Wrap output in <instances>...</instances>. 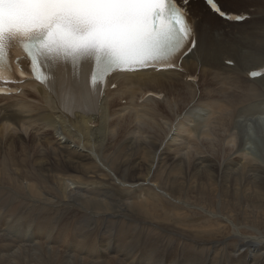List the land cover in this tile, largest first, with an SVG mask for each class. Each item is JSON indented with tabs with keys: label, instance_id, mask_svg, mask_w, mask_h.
Masks as SVG:
<instances>
[{
	"label": "bare ground",
	"instance_id": "obj_1",
	"mask_svg": "<svg viewBox=\"0 0 264 264\" xmlns=\"http://www.w3.org/2000/svg\"><path fill=\"white\" fill-rule=\"evenodd\" d=\"M178 2L189 10L197 38L195 49L183 58L180 69L114 74L101 99L89 85L90 60L79 67L71 62L59 63L51 89L27 80L19 87L20 92L0 94V104H7L0 106V173L5 171L0 179L4 192L0 190V234L16 232L8 243L0 239V264H92L101 256H108L109 264H264L263 229L258 227L255 230L259 233L247 234L237 216L232 219L226 212L195 205L188 202L191 197L185 201L180 191L191 187L201 195L202 179H211L225 194L242 193L264 201V164L249 167L243 152L236 149L247 155L245 142L264 139L260 129L253 131L256 127L241 128L239 120L243 118L238 116L245 118V114L237 111L240 105L245 109L249 98L264 103V74L255 79L249 76L251 71L264 69V0H218L229 14L226 20L202 0ZM29 83L38 89L29 90ZM22 103L45 108L48 113L44 119L27 124L19 114L20 108L9 105ZM252 118L256 120L249 119L250 126L254 121L264 123V115ZM4 119L7 121L2 125ZM8 120L9 125L16 123L25 131L10 133L4 139ZM129 123L131 128L127 127ZM57 126L69 127L81 137L59 136L54 140V152L35 153L37 145L32 138L53 135L46 134L50 130L58 133ZM82 129L92 132L91 138L87 139L88 133ZM48 148L51 151L52 147ZM10 163L13 167L7 170ZM26 164L42 171L39 185L37 180L21 181L23 168L18 166ZM62 170L65 174L59 195L83 198L92 187V195L97 194L99 201L83 200V209L110 213L107 216L119 213L115 215L117 223L106 222L110 230L117 228L116 242L108 239L106 244L96 246L91 231L84 230L83 218L80 223L70 222L67 217L31 212L34 199L54 201L53 180ZM99 173L111 178L98 180ZM80 176L89 181H82ZM153 199L162 203L170 199L175 205L163 206L158 214L156 205L151 210L146 205ZM110 200L120 202L125 211L109 204ZM182 209H195L198 216H183ZM258 212L257 217L261 216ZM121 214L170 229L169 236L164 240L158 231L142 230L141 224L132 229ZM93 222L89 220V224ZM226 231L239 242H211ZM189 241L191 244H187Z\"/></svg>",
	"mask_w": 264,
	"mask_h": 264
},
{
	"label": "snow or ice",
	"instance_id": "obj_2",
	"mask_svg": "<svg viewBox=\"0 0 264 264\" xmlns=\"http://www.w3.org/2000/svg\"><path fill=\"white\" fill-rule=\"evenodd\" d=\"M14 43L15 57L26 56L42 82L49 80L46 62L94 58L93 86L113 69L174 68L196 44L190 15L174 0H0V78L11 68Z\"/></svg>",
	"mask_w": 264,
	"mask_h": 264
},
{
	"label": "rangeland",
	"instance_id": "obj_3",
	"mask_svg": "<svg viewBox=\"0 0 264 264\" xmlns=\"http://www.w3.org/2000/svg\"><path fill=\"white\" fill-rule=\"evenodd\" d=\"M27 88L29 90H32V89L37 90L38 89L37 86H34V85L30 84V83L27 84ZM250 103H254V104L253 105H250ZM2 105H7V104L1 103L0 106H2ZM9 105L11 107L20 108L19 114L23 117V119L25 120V122L27 124L32 123V122L37 121V120L44 119L45 116L48 113L47 112V109H45V108H37L36 105H33V104H25V103H22V104H9ZM242 106L243 105H240L239 108H238V110H237L238 112H240L242 114H245V118L243 116H238V118L239 117L243 118L242 120H239L240 121L241 128L245 129V128H249L250 127L249 129H252V128L256 127L255 129H253V131H255L256 129L257 130L260 129L262 131L263 135H264V126H263L264 123H262L261 121H259V122L258 121H254V125L253 126H250L249 125L250 124L249 123L250 122L249 119L256 120L255 118H252L253 116L258 115L259 116V119H260V115H264V103H258L254 99L249 98L248 100L245 101V109ZM1 113L4 114L5 111L3 110V111H1ZM38 113H40V114L37 115ZM0 118H1V116H0ZM1 121H2V125H3L4 123H6L7 119L1 120ZM10 122H11V120H8V122L6 124L8 126V131L6 132L7 135H6V133L3 135V138L4 139H6L7 136L10 133L11 134H18V133H23L25 131L24 130L25 129L24 126H18L13 121L12 122L14 123V125H9ZM131 124L132 123L127 124V127L128 128H131ZM260 126H261V128H260ZM241 128H240V130H243ZM57 129H58V133L55 132V131H53V130H50V131L46 132V134L53 133V135H47L44 138H42V137H39V138L38 137H33L32 138L33 139V142H36V145H37V147L35 148V153L37 151H43L46 154L51 153V152H54L55 151V149H54V143H55L54 140L57 137H59V136H62V137L67 138V139H68V136H71V135H74L76 137H81V135L79 133L71 130L69 127L57 126ZM82 130L87 131L86 129H82ZM98 130H99V128L98 129H95V131H98ZM87 133H88L87 139L91 138V135H92L91 133L92 132H88L87 131ZM27 137L28 138H31L28 135H27ZM115 138H118V135L117 134H116ZM263 138H264V136H263ZM50 146L52 147L51 151L48 150V149H50V148H48ZM236 149L238 151H240V152H243V154L245 155V157L247 159V162H248V166L249 167H252V165L255 166V165H258V164H262V165L264 164V139L259 140V141H256V142H252V143H246L245 142V150L247 151V155H246V152L242 151L240 148L236 147ZM130 151H132V150H130ZM22 153H23V151H22ZM224 154L225 153H223L222 155H224ZM225 156H226V154H225ZM253 159H255L256 161L253 162ZM11 167H13V164L12 163H10L8 165L7 170L11 169ZM18 168H23V170L20 173L21 174L20 175L21 176V178H20L21 181L26 182L27 180H37L36 182L39 185L40 178H42V175H43V173H42V171L40 169H34L31 164H26V165H23L22 167L21 166H18ZM4 172L5 171L2 170V172L0 173V179L2 178V175H3ZM64 174H65V171L64 170L58 172L57 177L53 180V185L52 186L55 187V192H56V196H55L54 201L53 202H48L44 197L43 198H40L41 200L34 199V201L31 203V212L36 213V214L41 213V212L50 213L54 218H65V217H67V220H69L70 222L74 221V222H79L80 223V220L79 219L80 218H83L84 219V230L85 231H88V230L91 231V237L93 238L94 244L96 246H99V245L102 246L103 244H106L107 241H108V239H111L112 243H114V241L116 242L117 240H115V239L117 238V228H112L110 230L109 228L106 227V222L108 220H110V221H114V222L117 223L118 222V219L116 218V216H118L117 214H119V213H116L115 214L116 216L115 215L107 216L110 213H107V214H104V213H96V212L92 211V209H90V210L89 209L88 210L87 209H83L84 208L83 200H86V199H87V201L90 200L89 203L90 202H95V201L98 202L99 201L98 200L99 198H98V195L97 194H96V197H95V195H92V194H95V190L92 187H91V189L87 190L88 192L86 191L87 192V193H85L86 196L85 197L83 196V198L81 196H76L75 198H67V199H65L64 196L59 195L58 192L61 191V189L63 187V185L61 184V182H62L61 177ZM100 174L101 173L98 174V177H96V179H98V180L102 179V180H105L106 181V180H108V177H110L109 175H103L102 174L103 176H101ZM73 175H75V174H73ZM104 176H105V178H103ZM82 177L83 176H80V178L82 179V181H84L85 178L84 177L82 178ZM77 179L79 180V177H77ZM205 180L206 179H202L200 191H202L203 193H201V195L198 194V192H197V190L195 188L193 190V188H191V187H186V189L183 188V189L180 190V191H182L181 199H183L185 201H188L190 199V197H191V199L188 202H191V203H193L195 205L204 206V207H206L208 209L220 210L221 213H223V214H225V212H226L227 213L226 215L228 217H231L232 219L236 218V216H237V219L240 222V227H242V226H243L242 228H245L246 227V231H248L247 234H252L253 232H254L253 234L259 233V231L256 232V230H255V228H258V227H259V229H261V230L263 229L262 231H264V221H263L264 220V204H263L264 201L263 200L262 201L261 200H258L259 198H257V196H256V198L255 197L250 198L249 196L244 197L242 195V193L241 194L240 193L235 194V195H233L234 197L233 196H230L229 193H226L225 194V192L223 190L220 191L219 190V186L216 185L215 183H213V181L211 179H207L209 182L207 180L206 181ZM85 181L88 182L89 180L85 179ZM185 182L186 181H184V183ZM209 183H210V185H209ZM205 184H207V185H205ZM95 185H96L97 188L99 187L98 184H95ZM168 187L170 188V185ZM202 187H204V188H202ZM43 190H47V189L43 187ZM174 190H179V189H174ZM1 192H3V191L1 190ZM221 192H222V194H221ZM207 194H210V195H207ZM194 195H195V198H194ZM198 195H199V197H198ZM1 196L3 198L5 197L4 195H1ZM228 197H229V199H228ZM209 198H210V200H209ZM232 198L236 199L237 202L234 199L232 200ZM237 198L238 199L240 198L241 200L240 199L238 200ZM94 199H96V200H94ZM105 199H109V198L106 197ZM202 199L204 200V202H203ZM198 200H200V201H198ZM213 200H215V201H213ZM41 201H43L45 203L46 207H45L44 203H42ZM111 201L112 200L109 201V204L111 203V205H116L117 206V209L122 210L123 212L125 211L124 207H120L121 206L120 202L117 204L116 202H111ZM200 202H201V204H200ZM218 202H219V204H218ZM246 202H248V203H246ZM250 202H252V203H250ZM182 203H185V202H182ZM261 203H262V206H261ZM148 204H149L148 209H150V210H151V206L153 204L156 205V208L158 209V212H157L158 214H160V213L163 212V208L165 206L175 205L174 204V201H171L170 199H166V201L163 202V203L160 200H158V199H155V200L153 199L150 202L147 201V204L146 205H148ZM185 204H188V203H185ZM185 204H183V205H185ZM193 204L190 205V203H189L188 205H190L191 207H193ZM244 204H246V205H244ZM22 205H26V203L23 201ZM80 205H81V208L82 209L79 207L80 209L77 210L76 209L77 206H80ZM218 205L220 207H218ZM225 205H226V207H225ZM215 206H216V208H215ZM227 206H229V207H227ZM259 206H260V208H259ZM181 207H183V206H181ZM224 207L227 208V209H225ZM230 207H231V209H230ZM247 207H248V210H247ZM256 207H258L259 210L256 209ZM233 209H236V212ZM183 210H184V212H182ZM152 211H154V210H152ZM180 211H181V214L183 216H186V213H187V215L188 214L189 215L190 214H193L195 216L197 215V211H195V209H187V210L182 209ZM252 211H253V213H251ZM258 211H260L262 213H260ZM100 212H104V211L101 210ZM257 212L261 216H258L257 217L256 216V215H258ZM236 213H238V214H236ZM121 215H124V216L127 217L126 226H130L132 229H136L137 226L139 224H141L143 226V229L142 230L149 229V230H153V231H158L160 233V235L163 237L164 240H166L167 237L169 236V230L170 229H166V228L158 227V226H153L151 223H149V222H147L145 220H140V219H138L136 217H132L130 215H126V214H121ZM240 215H242V216H240ZM246 215H247V217L248 216L249 217L247 218ZM253 216L255 218L257 217L256 219L258 221L256 219L254 220V217ZM240 218L243 219V220H241ZM89 220H95V222H93V224H89ZM101 220L103 221L104 224L101 223ZM154 220L156 221V218L155 217H154ZM22 222L25 225V222L24 221H22ZM24 225H20L19 224V227H23ZM248 228H249V230H248ZM250 228H252V229H250ZM107 229H109V231L106 232ZM15 234H16L15 231L14 232H10L9 230H7L4 233L0 234V239H2L3 244L4 243H8V242H10L13 239V237H14ZM228 234H229L228 231L223 232V233H219V235L217 237L211 239V242H213V241H223V240L225 241L226 239H227L226 241L229 244H231L233 242H237V241L239 242V238L230 237V235H228ZM256 235H258V234H256ZM94 237H95V239H94ZM180 237L181 236H179V235L178 236L177 235H173V238H175V239L176 238L177 239H180ZM183 239H185V238L183 237ZM102 242H104V243H102ZM187 244H191V242L189 241V242H187ZM49 249H50V247H49ZM41 253L42 252L40 251V255H41ZM100 253H103V252H100ZM204 259H205V257L203 258V260ZM92 264H109V258H108V256H101L98 259H95L92 262Z\"/></svg>",
	"mask_w": 264,
	"mask_h": 264
}]
</instances>
